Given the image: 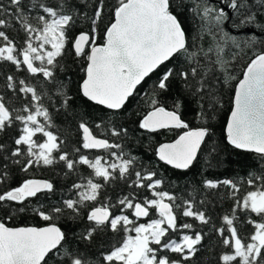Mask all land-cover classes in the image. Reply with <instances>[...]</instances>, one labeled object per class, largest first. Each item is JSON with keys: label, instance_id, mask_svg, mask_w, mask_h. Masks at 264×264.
I'll use <instances>...</instances> for the list:
<instances>
[{"label": "snow or ice", "instance_id": "snow-or-ice-1", "mask_svg": "<svg viewBox=\"0 0 264 264\" xmlns=\"http://www.w3.org/2000/svg\"><path fill=\"white\" fill-rule=\"evenodd\" d=\"M0 264H264V0H0Z\"/></svg>", "mask_w": 264, "mask_h": 264}, {"label": "trees", "instance_id": "trees-1", "mask_svg": "<svg viewBox=\"0 0 264 264\" xmlns=\"http://www.w3.org/2000/svg\"><path fill=\"white\" fill-rule=\"evenodd\" d=\"M228 108H230V105H226V109H228ZM227 115H228V111L227 110L222 111L220 116H219V118H218L217 124L222 126L226 122ZM220 135H221L220 128L218 127L217 128V139L220 138ZM169 138H171V134H169ZM242 155L243 154H241V156ZM241 156L233 155L231 157V159L234 160V161L235 160H239V159H241ZM226 167L227 166H222V168H221V172L224 173V174H228L227 172H225V168ZM232 167H238V165L233 164ZM36 175L37 176H41V175H45L46 176L47 174L46 173L37 172ZM22 223H24V221H22V220L13 221V222H11V226H20ZM27 223H33V221L28 220Z\"/></svg>", "mask_w": 264, "mask_h": 264}]
</instances>
